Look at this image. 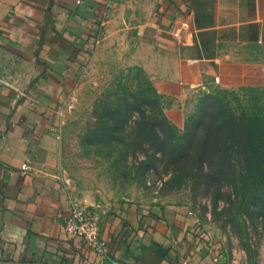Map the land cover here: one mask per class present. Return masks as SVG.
Returning a JSON list of instances; mask_svg holds the SVG:
<instances>
[{"label": "rangeland", "instance_id": "obj_1", "mask_svg": "<svg viewBox=\"0 0 264 264\" xmlns=\"http://www.w3.org/2000/svg\"><path fill=\"white\" fill-rule=\"evenodd\" d=\"M147 6L111 0L82 73L51 93L44 121L38 122L54 153L48 172L69 195L65 220L79 208L96 214L106 247L103 253L88 250L107 259L99 264H149L163 258L157 245L117 252L102 236L104 219L130 209L143 219L184 211L194 223V241L215 264H264V173L255 178L241 163L222 166L216 149L223 142L224 119L264 120V85L203 89L184 99L159 93L135 57L148 43ZM248 54L264 64V33ZM35 78L32 63L17 49L0 47V86L25 87ZM164 115L171 125H163ZM156 130L162 140H170L165 148ZM196 137L203 154L185 159Z\"/></svg>", "mask_w": 264, "mask_h": 264}, {"label": "crops", "instance_id": "obj_2", "mask_svg": "<svg viewBox=\"0 0 264 264\" xmlns=\"http://www.w3.org/2000/svg\"><path fill=\"white\" fill-rule=\"evenodd\" d=\"M147 6L140 59L159 93L184 99L203 89L264 85V64L248 54L264 33V0H133ZM111 0H0V47L17 49L36 78L0 86V264L107 262L68 234L65 186L50 174L53 152L41 127L52 95L82 73ZM28 163L30 169L23 172ZM120 212L102 223L117 252L159 246L149 264H215L194 241L184 211L160 218ZM152 249V248H151Z\"/></svg>", "mask_w": 264, "mask_h": 264}, {"label": "trees", "instance_id": "obj_3", "mask_svg": "<svg viewBox=\"0 0 264 264\" xmlns=\"http://www.w3.org/2000/svg\"><path fill=\"white\" fill-rule=\"evenodd\" d=\"M162 123L163 125H171L166 115L163 116ZM220 129H223L225 134L223 142L216 148L217 151L219 150L217 152V163L222 166H234V163H241L244 165L247 173H250V176L255 178L262 172L264 173V120H253L251 118L246 119L245 117L239 118L235 116L229 120L224 119L220 125ZM155 136L158 144L162 147L166 146L168 141H170L162 140V137L157 133V130ZM196 136L198 135L196 134ZM195 139L196 142L194 141V143L190 144L186 149L187 151L184 153V158L186 156L187 158H191L195 153L203 154L199 152V140H197L199 137H196ZM176 147H178V143L174 144V148H172L171 152L172 154H174ZM158 151L160 150L158 149ZM215 152L216 151H214V153ZM177 155L179 159L182 157L179 151L177 152ZM206 162L207 161H202V163L205 164ZM213 162V159H211L210 164H213ZM216 174L214 173L212 176L216 177ZM218 175L222 176L221 173H218Z\"/></svg>", "mask_w": 264, "mask_h": 264}, {"label": "built area", "instance_id": "obj_4", "mask_svg": "<svg viewBox=\"0 0 264 264\" xmlns=\"http://www.w3.org/2000/svg\"><path fill=\"white\" fill-rule=\"evenodd\" d=\"M30 165L22 166L23 172H28ZM65 229L68 234L81 238L88 248L96 247L100 253L104 252L105 242L100 241V227L98 217L88 209L79 208L65 220Z\"/></svg>", "mask_w": 264, "mask_h": 264}]
</instances>
